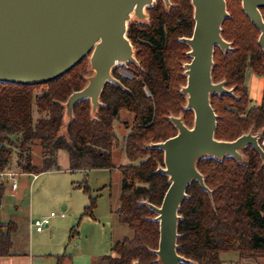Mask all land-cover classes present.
I'll return each instance as SVG.
<instances>
[{
	"label": "trees",
	"instance_id": "16d2710c",
	"mask_svg": "<svg viewBox=\"0 0 264 264\" xmlns=\"http://www.w3.org/2000/svg\"><path fill=\"white\" fill-rule=\"evenodd\" d=\"M169 1L168 8L156 0L147 9L148 23L128 24L126 37L138 64H127L131 78L113 70L119 85H104L95 113L88 100L76 103L65 136H60L64 104L73 92L85 87L87 58L47 85L0 83V173H13L14 155L21 174L60 171L61 151L67 154L69 171L121 173L119 208L114 215L132 235L115 242L111 254L99 258V264H159L155 254L159 223L148 205H161L169 181L159 172L164 166L163 152L151 146L177 134L170 118L184 111L179 87L186 77L181 65L191 60L182 39L190 38L194 28L190 0ZM225 2L229 16L221 25V37L231 49L214 50L211 78L214 83L223 82L232 94L210 96L217 116L214 138L231 142L260 131L264 138V106L251 105L244 74L250 68L263 79L264 101V52L257 44L259 32L242 11L240 0ZM121 113L132 117V126H125L120 141L114 126ZM192 113L184 111L186 126H191ZM37 148L39 164L34 162ZM115 149L128 164L113 163ZM241 153L242 162L232 157L197 161L209 193L193 181L179 207L177 254L187 261L182 264H222L221 253L236 254L241 260L264 256V165L252 147ZM5 182H0V205ZM78 188L88 189L85 183ZM95 206L91 199L84 214L93 216ZM16 230L14 223L0 222V258L13 255ZM64 257H58V264Z\"/></svg>",
	"mask_w": 264,
	"mask_h": 264
},
{
	"label": "water",
	"instance_id": "95a60500",
	"mask_svg": "<svg viewBox=\"0 0 264 264\" xmlns=\"http://www.w3.org/2000/svg\"><path fill=\"white\" fill-rule=\"evenodd\" d=\"M155 0H0V83L37 87L57 81L83 59L89 58L92 75L86 86L73 92L64 104L69 121L73 107L88 100L92 113L106 83L119 85L112 76L116 65L135 63L134 48L126 37L133 15L145 19V9ZM166 7L169 0H162ZM242 11L259 31L258 46L264 52V0H240ZM194 28L188 46L190 62L185 65L186 110L193 112L192 127L171 117L177 134L151 147L163 152V168L169 187L159 207L148 205L159 223V241L155 251L159 264L187 262L177 254L179 207L186 189L196 181L206 192L197 161L211 157H232L243 161L242 149L252 147L264 165V150L259 146L261 132L244 134L234 141L214 138L217 116L211 104L212 94L231 95L223 83L211 78L215 48L230 50L221 37V25L228 18L225 0H190ZM67 124V125H68ZM67 127V126H66ZM64 208L62 211H64Z\"/></svg>",
	"mask_w": 264,
	"mask_h": 264
},
{
	"label": "rangeland",
	"instance_id": "374dc122",
	"mask_svg": "<svg viewBox=\"0 0 264 264\" xmlns=\"http://www.w3.org/2000/svg\"><path fill=\"white\" fill-rule=\"evenodd\" d=\"M134 21L139 22L132 15L130 22ZM148 22L149 16L145 11V19L140 23ZM87 64L86 84L88 77L92 75L89 58H87ZM186 64L188 63L181 65L184 76ZM126 67V64L119 65L118 71L129 77ZM244 74L251 105L264 106L262 78L254 75L249 68L245 70ZM185 85L186 80L184 85L179 87L180 93ZM182 95L184 96L183 110L185 111L186 96ZM184 111L178 112L175 117L185 121ZM68 121L69 119L64 113L60 136L66 135ZM193 121L192 113L190 127L193 126ZM126 125L132 126V117L121 113L114 126V131L120 141ZM175 131L177 133L176 129ZM38 151V148L34 150L36 164H39ZM240 154L242 155L241 151ZM112 158L115 165L128 164V160L119 150L113 151ZM15 163L16 156L14 155L10 169L14 174L19 175L16 177L18 188L12 191L11 180H5V190L0 205V222L14 223L17 228L12 239L13 252L19 250L27 254L32 242L35 253L43 254L48 251L53 253L61 249V254H65L63 259L72 258L76 264H99V258L111 254L110 249L115 242L123 238H131V231L121 225L114 215L115 210L119 208L122 182V175L118 170L97 169L87 172H72L68 170L67 154L61 151L58 153V165L61 170L39 174L31 185L32 178L21 174ZM83 183L86 184L87 191L78 188ZM91 199L95 200L96 206L93 216H87L84 214V209L90 205ZM63 207H65L64 211H62ZM50 213H54L55 216L49 219V228H43V231L48 233L46 239L39 240L27 233L31 221L44 219ZM62 214L63 217H61ZM52 229H55L54 236L49 237ZM77 257L79 261L75 259ZM219 257L222 264H264V256L252 260H241L236 254L221 253Z\"/></svg>",
	"mask_w": 264,
	"mask_h": 264
},
{
	"label": "crops",
	"instance_id": "0c3cea01",
	"mask_svg": "<svg viewBox=\"0 0 264 264\" xmlns=\"http://www.w3.org/2000/svg\"><path fill=\"white\" fill-rule=\"evenodd\" d=\"M14 173V172H13ZM18 177V175H17ZM18 188V186H17ZM65 210V208H64ZM29 231L27 232L28 234L32 235L33 238L36 239H46V235L48 234L47 232L45 233L44 231L40 233H36L31 227L30 223L28 225ZM49 228V225L45 227ZM55 233V229H52V232L49 233V237H53ZM27 254L16 250L13 252L12 256L9 257H1L0 258V264H58V257L65 255L64 253L61 254V249L57 250L56 252L50 253L45 252L43 254L40 253H35L34 252V244L31 242V246H29ZM77 261H79V258H75ZM62 264H76L74 259H70L66 257L65 259L60 260Z\"/></svg>",
	"mask_w": 264,
	"mask_h": 264
},
{
	"label": "built area",
	"instance_id": "2783aa9c",
	"mask_svg": "<svg viewBox=\"0 0 264 264\" xmlns=\"http://www.w3.org/2000/svg\"><path fill=\"white\" fill-rule=\"evenodd\" d=\"M259 146L264 150V138L260 137L259 138ZM29 177L32 178V182L31 185L33 184V182L38 178L37 175H28ZM16 177L17 174L5 171V172H1L0 173V182L1 181H5V180H11V190L14 191L17 189V181H16ZM55 214L54 213H50V215L44 219H34L33 221L30 222V227L36 232V233H40L43 231V228L48 226L50 221L49 219L54 217ZM61 217H63V214L61 215Z\"/></svg>",
	"mask_w": 264,
	"mask_h": 264
},
{
	"label": "flooded vegetation",
	"instance_id": "af4514ba",
	"mask_svg": "<svg viewBox=\"0 0 264 264\" xmlns=\"http://www.w3.org/2000/svg\"><path fill=\"white\" fill-rule=\"evenodd\" d=\"M160 1L163 3V5H164L165 8H168V7L165 6V4H164V2H163L162 0H160ZM154 2L156 3V0H155ZM169 3H170V1H169ZM153 6H154V4H153L151 7H153ZM148 8H150V7H148ZM148 8H146L145 11H147ZM241 8H242V7H241ZM260 12H261V16H262V14H263L262 12H264V10H261ZM147 14H148V12H147ZM262 19H263V18H262ZM136 20H137V19H136ZM137 21H139V22H143L144 20H142V21L137 20ZM134 22H135V21H134ZM130 23H132V22H129V24H130ZM127 28H128V27H127ZM256 30H257V29H256ZM257 31H258V30H257ZM258 32H259V31H258ZM259 35H260V33H259ZM258 38H259V36H258ZM257 44H258V41H257ZM215 49H216V48H215ZM215 49H214V50H215ZM218 49H219V48H218ZM219 50H220V49H219ZM261 50H262V49H261ZM220 51H221V50H220ZM222 52H223V51H222ZM213 54H214V53H213ZM133 64L138 65L137 62H135V63H133ZM120 65H121V64H120ZM123 65H125V64H123ZM126 65H127V64H126ZM118 66H119V65H116V66L113 68V70H115L116 72L119 73V71H118ZM121 66H122V65H121ZM126 69H128V65H127ZM249 69H250V68H249ZM113 70H112V72H113ZM250 70H251V69H250ZM126 71H127V74L129 75V77H126L125 75L120 74V73H119V75H120L121 77H123V78H131V73H130L128 70H126ZM124 73H125V71H124ZM252 73H253V72H252ZM253 74H254V73H253ZM254 75H255V74H254ZM260 78H261V77H260ZM262 80H263V79H262ZM221 83H223V82H221ZM223 85H224V84H223ZM245 85H246V84H245ZM224 87H225V86H224ZM248 96H249V95H248Z\"/></svg>",
	"mask_w": 264,
	"mask_h": 264
}]
</instances>
